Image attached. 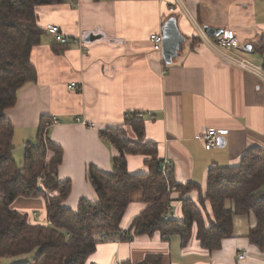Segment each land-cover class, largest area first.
Masks as SVG:
<instances>
[{
	"label": "crops",
	"instance_id": "1",
	"mask_svg": "<svg viewBox=\"0 0 264 264\" xmlns=\"http://www.w3.org/2000/svg\"><path fill=\"white\" fill-rule=\"evenodd\" d=\"M37 14L42 28L57 25L70 42L59 44L45 30L30 52L36 80L19 90L6 116L14 124V140L18 132L31 137L24 144L35 141L43 116L54 119L49 136L63 149L58 178L72 183L64 207L77 211L82 199H98L88 169L91 165L112 173L119 155L101 132L124 129L128 139L137 141L128 114L144 118V140L158 144L159 156L170 161L177 183L200 185V191L187 195L195 202L206 190L211 167L238 165L248 151L264 149V81L224 60L212 46L214 34L206 31L233 30L243 46L235 53L262 65L255 46L264 35V0H57L39 6ZM170 17H176L185 41L168 65L162 50L154 49L151 34L163 33ZM200 27L206 37L197 33ZM72 81L79 82V90L68 89ZM213 128L219 130V140L208 150L198 137ZM146 158L128 155L129 172H148ZM142 199V189L131 192L123 231L146 208ZM171 199V215L174 211L182 217L180 192L172 191ZM18 200L23 208H45L41 218L36 211H19L32 222H46L43 197ZM253 224L252 217L236 215L233 237L222 240L215 251L201 246L196 228L184 247L179 236L166 241L159 233L100 241L88 264L138 262L148 253L162 254L161 264H264V253L247 238ZM241 252L247 254L244 260L238 258Z\"/></svg>",
	"mask_w": 264,
	"mask_h": 264
},
{
	"label": "trees",
	"instance_id": "2",
	"mask_svg": "<svg viewBox=\"0 0 264 264\" xmlns=\"http://www.w3.org/2000/svg\"><path fill=\"white\" fill-rule=\"evenodd\" d=\"M56 1L0 0V257L38 249L31 261L20 264H88L96 245L105 241L101 238L104 234L109 240L120 241L156 233L169 241L176 235L184 247L194 228L201 246L215 251L222 248V240L233 237L236 215L253 218L247 238L264 253V149L248 151L238 165L211 167L205 194L199 192L195 202L187 195L200 191V185L177 183L171 166L168 177L164 176L161 170L164 159L159 156L158 144L144 140L145 120L132 114L126 120L135 130L137 141L128 139L124 129L101 132L117 147L119 155L113 159L112 173L90 165L88 178L98 199H82L77 211L64 207L72 183L58 178L63 149L49 136L52 117H42L35 141L25 144L24 162L17 163L13 145L15 127L6 111L16 105L19 90L36 80L30 52L41 43L46 30L39 25L37 8ZM255 51L263 56L264 68V35ZM130 154L147 157L149 171L132 175L127 161ZM169 186L180 192V218L174 211L171 215L173 200ZM137 188L143 190L142 201L147 206L134 217L129 230L123 231V216L131 202V192ZM40 197L46 201L45 223L32 222L28 213L13 207L18 198ZM163 259L162 254L148 253L141 261L122 264H161Z\"/></svg>",
	"mask_w": 264,
	"mask_h": 264
},
{
	"label": "built area",
	"instance_id": "3",
	"mask_svg": "<svg viewBox=\"0 0 264 264\" xmlns=\"http://www.w3.org/2000/svg\"><path fill=\"white\" fill-rule=\"evenodd\" d=\"M180 2L181 0H177V3H180ZM46 31L47 33L52 35L54 40L56 42L58 41L59 44H62V45L69 44L70 42L69 38L62 32L59 26L54 25V24H48L46 26ZM197 33H199L200 36L206 37V34L201 29V27L199 28ZM214 36H215V43H213L212 46H214L218 54L224 60H226L227 62L233 63L235 65H238L239 67L246 69L248 71H251L257 75H260L264 81V68L262 65L260 66L253 65L247 59H245V57H243L240 54L235 53L238 50H242L243 46L241 45V42L239 41L237 35L234 33L233 30L224 29L222 30V32L214 34ZM74 41H77V40L74 39ZM151 41L153 43L154 49L158 51L162 50L163 41H164L163 33L151 34ZM68 89L72 91L79 90L80 89L79 82H76V81L70 82L68 84ZM127 116L131 117L132 114H128ZM135 116L141 117V114L136 113ZM219 133H220L219 130L214 129V128L206 129L201 133V135L198 138L204 142L203 144H205L206 149L210 150L214 146H216V144L218 143ZM170 166H171L170 161L167 158L164 159L163 164L161 166V170L166 178L168 177ZM170 189L172 191L177 190L176 187L169 186V190ZM169 215H170V212H168L165 218L167 219ZM101 238L103 240H109V236H107L106 234L102 235ZM246 255H247L246 252H241L238 255L239 260H244L246 258Z\"/></svg>",
	"mask_w": 264,
	"mask_h": 264
},
{
	"label": "rangeland",
	"instance_id": "4",
	"mask_svg": "<svg viewBox=\"0 0 264 264\" xmlns=\"http://www.w3.org/2000/svg\"><path fill=\"white\" fill-rule=\"evenodd\" d=\"M239 51H241V50H239ZM18 135L19 136L15 137V140L13 141L14 147L16 146L15 151H14V158L16 159L17 163L21 165V163L24 162L23 148H25V144L22 143V141L24 139H26V141H29L31 139V137L29 138L27 136H23L22 133H20V132H18ZM49 154L51 156V155H53V152H50ZM205 191L202 192L203 195L205 194ZM0 197H2V193H0ZM40 200H42V199H40ZM20 202H21V200H18V201H15L13 203V206L15 207V209H18L21 211L23 210V211L29 212L31 214H33L36 211L37 213H39L40 218L43 215V213L45 212V208H43V210H42L39 207L33 206V205H28V206H26V208H23L22 205H20ZM37 252H38V249L34 250L31 253H27V254L0 257V260H1L0 264H20V263H23L26 261H31Z\"/></svg>",
	"mask_w": 264,
	"mask_h": 264
},
{
	"label": "water",
	"instance_id": "5",
	"mask_svg": "<svg viewBox=\"0 0 264 264\" xmlns=\"http://www.w3.org/2000/svg\"><path fill=\"white\" fill-rule=\"evenodd\" d=\"M206 31L210 34H216L222 32L220 29L206 28ZM163 47L162 55L166 64L171 65L180 54V48L182 43L185 41L184 35L181 33L178 27V21L176 17H170L163 27Z\"/></svg>",
	"mask_w": 264,
	"mask_h": 264
}]
</instances>
